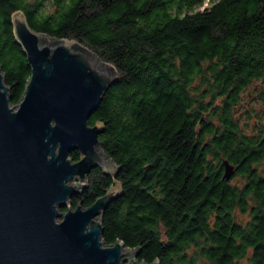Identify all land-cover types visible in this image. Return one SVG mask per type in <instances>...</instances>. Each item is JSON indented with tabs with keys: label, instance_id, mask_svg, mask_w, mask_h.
<instances>
[{
	"label": "trees",
	"instance_id": "trees-1",
	"mask_svg": "<svg viewBox=\"0 0 264 264\" xmlns=\"http://www.w3.org/2000/svg\"><path fill=\"white\" fill-rule=\"evenodd\" d=\"M203 1L0 0V68L16 104L30 76L11 24L21 11L116 70L88 123L102 122L118 171L93 168L70 201L86 207L121 183L101 216L105 244L136 248L138 262L264 264V0L193 9Z\"/></svg>",
	"mask_w": 264,
	"mask_h": 264
},
{
	"label": "water",
	"instance_id": "water-1",
	"mask_svg": "<svg viewBox=\"0 0 264 264\" xmlns=\"http://www.w3.org/2000/svg\"><path fill=\"white\" fill-rule=\"evenodd\" d=\"M11 24L30 76L11 104L0 68V264H158L138 262L136 248L101 237V216L120 182L86 207L70 205L93 168L111 177L118 171L98 140L102 122L88 123L116 70L73 39L33 30L21 11ZM224 165L230 178L233 167Z\"/></svg>",
	"mask_w": 264,
	"mask_h": 264
},
{
	"label": "rangeland",
	"instance_id": "rangeland-1",
	"mask_svg": "<svg viewBox=\"0 0 264 264\" xmlns=\"http://www.w3.org/2000/svg\"><path fill=\"white\" fill-rule=\"evenodd\" d=\"M211 1H213V0H204L202 3H200V4H198V5H195L194 7H193V9H202L203 7H205V6H207L208 4H210V2ZM252 87L251 88H249L247 91H245L244 92V94L243 95H241V104L239 105V107H238V109L239 110H242V109H245V107H248L249 106V104H250V100H249V96L247 95V93H248V91H252ZM240 117H241V120L243 121V122H245V116H244V112L243 113H241V115H240ZM246 123V122H245ZM251 124V123H250Z\"/></svg>",
	"mask_w": 264,
	"mask_h": 264
}]
</instances>
